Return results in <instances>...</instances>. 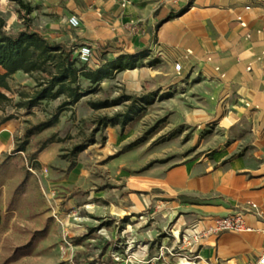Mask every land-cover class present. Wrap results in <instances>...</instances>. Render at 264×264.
<instances>
[{
  "label": "crops",
  "instance_id": "crops-1",
  "mask_svg": "<svg viewBox=\"0 0 264 264\" xmlns=\"http://www.w3.org/2000/svg\"><path fill=\"white\" fill-rule=\"evenodd\" d=\"M42 5L51 16L32 31L74 47L73 54L79 44L90 45L88 68L118 59L121 64L132 61V66L114 68L99 84L112 81L124 92L138 94L202 81L193 86L198 96L188 94L192 102L187 109L180 106L185 123L194 128L199 153L153 165L125 179L114 192H94V202L82 200L75 219L67 224L74 246L113 241L120 235L116 220L126 214L160 216L171 222L175 234L240 211L248 225L264 229V218L245 209L246 202L253 201L264 212V0H45ZM70 14L78 18L77 26L68 23ZM174 62L181 65L178 73ZM206 81L214 90L200 88ZM207 125L213 126L210 139L201 134ZM8 132L6 126L0 128V151ZM237 147L244 148L243 153L231 156ZM65 204L75 206V196ZM106 219L113 223L101 222ZM140 242L133 250L137 256L149 244ZM90 247L87 258L109 264L104 252L98 258L96 248ZM196 249L198 257L191 264H244L264 253V231L209 235ZM27 257L20 255L7 264H22Z\"/></svg>",
  "mask_w": 264,
  "mask_h": 264
},
{
  "label": "rangeland",
  "instance_id": "rangeland-1",
  "mask_svg": "<svg viewBox=\"0 0 264 264\" xmlns=\"http://www.w3.org/2000/svg\"><path fill=\"white\" fill-rule=\"evenodd\" d=\"M23 1L30 6L28 13L15 1L0 0V15L9 33L38 28L44 18L51 16L50 10L42 7L45 0ZM38 75L14 72L8 79L11 89L5 91L9 101L0 100V119L12 116L0 123V128L9 129L3 138L7 145L0 151V264L23 248L29 250L23 254L29 257L22 264H98L99 259L87 258L90 246L96 248L98 258L104 252V260L113 264L112 253L123 257L125 250L137 249L140 241L149 242L150 254H154L162 241L166 242L162 243L164 245L173 242L172 224L160 216L122 215L115 224L120 235L111 242H99L98 246L97 242L74 246L67 224L75 219L82 200L95 201L91 195L94 192L101 189L114 192L125 179L153 165L173 164L199 153L194 128L185 123L183 110L192 102L188 94L199 93L193 86H199L202 81L192 80L189 87L182 84V87L161 92L128 94L112 81L99 84L81 78L80 87L86 93L70 107L59 109L62 96L42 99L31 106L25 104ZM200 88L204 92L214 90L210 81ZM124 94L131 97L125 98ZM103 100L112 104L92 107L93 102ZM182 105H185L183 110ZM123 113L130 118L124 124L103 125L100 119ZM54 115L57 121L53 125L27 137L24 135L31 125ZM212 129L213 126L207 125L202 136L212 138ZM49 135L60 140L48 144L43 157L41 150L32 158L38 143ZM21 143L24 149L16 150ZM76 146L84 147L75 152ZM243 149L231 150L230 155L241 154ZM211 153V149L205 151L206 155ZM70 160L75 162L73 174L72 169L65 171ZM72 195L76 205L67 207L65 201ZM110 211L116 214L112 206ZM101 222L110 225L113 220ZM146 230L149 235L143 233ZM95 231L98 235L99 230ZM183 251L176 249L174 257Z\"/></svg>",
  "mask_w": 264,
  "mask_h": 264
},
{
  "label": "trees",
  "instance_id": "trees-1",
  "mask_svg": "<svg viewBox=\"0 0 264 264\" xmlns=\"http://www.w3.org/2000/svg\"><path fill=\"white\" fill-rule=\"evenodd\" d=\"M15 1L27 13L30 6L23 0ZM4 18L0 15V100L9 101L5 94L6 90H10L9 77L16 71L24 73H38L35 79V88L31 94L26 95L27 106L34 105L42 99H54L62 96L58 108H67L76 103L85 93L80 87V79H87L90 83H97L103 77L112 75V70L120 69L122 66H132V61L119 63L118 60L107 61L103 65L91 69L84 63L80 62L77 54H73L74 47L53 43L36 31L22 29L12 34L4 29ZM125 98H130L128 94H124ZM112 104V102L103 100L93 102L92 107L98 108ZM11 115L4 116L0 119L3 123L11 118ZM121 117V118H119ZM103 119V125L107 123L124 124L129 120V114H115L110 118ZM108 119V120H107ZM106 120V121H105ZM57 121V116L31 125L25 131V136L38 133L46 127L53 125ZM54 135H49L38 143V146L32 152L31 157L35 159L38 152L44 149L48 144L58 141ZM84 146H76L75 152L83 149ZM24 144L21 143L16 150H23ZM75 162L70 160L65 171H70ZM2 217L0 214V224ZM29 250L23 248L20 251H14L10 254L2 264L16 259L18 256L27 254Z\"/></svg>",
  "mask_w": 264,
  "mask_h": 264
},
{
  "label": "built area",
  "instance_id": "built-area-1",
  "mask_svg": "<svg viewBox=\"0 0 264 264\" xmlns=\"http://www.w3.org/2000/svg\"><path fill=\"white\" fill-rule=\"evenodd\" d=\"M176 2V0H171ZM246 8H248L246 6ZM240 19V17H238ZM71 26L78 25V18L74 14H70L67 18ZM77 57L80 62L88 65L90 62L91 47L88 44H79L76 47ZM264 52V50H263ZM180 63L174 62L173 69L176 73L180 70ZM246 211L264 218L263 210L253 201L246 202ZM143 217V215H140ZM210 223L202 227L195 224L184 227L182 230L171 235L173 236L174 245L167 246L160 244L154 254H150L147 248L142 250V255L137 256L134 251H124V256L120 257L117 252L111 254V257L117 264H183L182 261L189 263L194 262L198 257L197 245L209 235H218L225 231L234 232H252L264 231L262 228H254L248 225L243 217V213L236 211L223 216H216L210 218ZM182 245V246H181ZM176 249H183L177 257H174ZM169 256L170 258H168ZM244 264H264V253L259 254L257 257L251 258Z\"/></svg>",
  "mask_w": 264,
  "mask_h": 264
}]
</instances>
